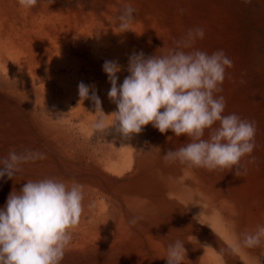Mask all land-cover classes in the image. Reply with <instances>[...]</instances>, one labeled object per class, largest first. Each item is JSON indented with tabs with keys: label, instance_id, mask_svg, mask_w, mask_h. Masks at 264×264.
<instances>
[{
	"label": "rangeland",
	"instance_id": "obj_1",
	"mask_svg": "<svg viewBox=\"0 0 264 264\" xmlns=\"http://www.w3.org/2000/svg\"><path fill=\"white\" fill-rule=\"evenodd\" d=\"M129 4L135 19L120 33L116 17ZM195 27L205 32L195 48L222 49L233 61L218 94L225 114L256 124L245 158L255 162L240 177L235 168L165 164L162 156L188 137L152 124L129 141L114 132L98 138L94 104L80 102L79 83L94 87L111 123L104 62H119L122 84L130 55H160ZM12 148L46 158L0 178V209L28 180L84 186V212L61 264H167L177 239L184 264H264V245L230 250L245 230L264 225V0H38L31 9L0 0V157ZM133 217L141 218L134 226Z\"/></svg>",
	"mask_w": 264,
	"mask_h": 264
},
{
	"label": "clouds",
	"instance_id": "obj_2",
	"mask_svg": "<svg viewBox=\"0 0 264 264\" xmlns=\"http://www.w3.org/2000/svg\"><path fill=\"white\" fill-rule=\"evenodd\" d=\"M37 4L38 0H19L25 9ZM135 12L130 4L123 7L116 17L120 33L130 31ZM204 36L203 28H190L184 37L174 39V47L160 55L146 57L142 51L134 52L128 60L129 75L119 85V62L106 60L103 71L111 84L107 95L116 105V111L110 114L111 123L105 119L109 115L102 110L94 87L79 83L80 102L90 99L94 104L97 119L93 133L104 138L114 132L129 141L152 124L162 134L171 130L177 137H188L187 143L162 156L165 164L178 162L209 172L235 168V175L242 176L246 164L255 162V157L245 158L256 147V124L236 113L225 114L226 100L218 94L223 91L226 70L233 61L222 49L209 54L195 48ZM45 158L36 150L17 152L12 148L7 156L0 157V178L13 179L22 170L21 165ZM84 199L82 184L53 177L28 180L19 192L12 191L0 209V264H61L72 240L71 230L78 226L84 212ZM140 219L133 217L129 224L134 226ZM262 245L264 225L258 224L252 231L245 230L230 250ZM164 258L167 264H184V241L169 243Z\"/></svg>",
	"mask_w": 264,
	"mask_h": 264
}]
</instances>
